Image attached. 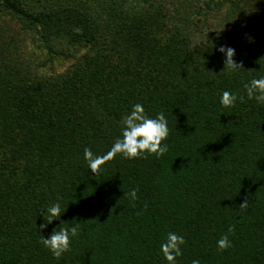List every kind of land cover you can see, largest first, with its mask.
Returning <instances> with one entry per match:
<instances>
[{
  "label": "trees",
  "instance_id": "trees-1",
  "mask_svg": "<svg viewBox=\"0 0 264 264\" xmlns=\"http://www.w3.org/2000/svg\"><path fill=\"white\" fill-rule=\"evenodd\" d=\"M175 1L0 0V264H167L169 231L178 264H264V105L243 88L264 75V0ZM221 10L235 32L207 18ZM221 45L242 68L224 69ZM223 90L245 98L222 107ZM134 103L166 116L167 153L92 173L83 149L106 153ZM75 220L54 258L40 234Z\"/></svg>",
  "mask_w": 264,
  "mask_h": 264
},
{
  "label": "clouds",
  "instance_id": "clouds-1",
  "mask_svg": "<svg viewBox=\"0 0 264 264\" xmlns=\"http://www.w3.org/2000/svg\"><path fill=\"white\" fill-rule=\"evenodd\" d=\"M224 57L225 68L238 70L242 67L234 61L235 49L230 46L221 45L217 49ZM259 71V70H258ZM244 93L249 100H254L258 105H264V75L252 77L243 85ZM244 95H238L235 91L223 90L219 95V103L222 107H233L238 101H243ZM122 125L120 135L117 136L111 147L103 155H95L91 149H83V157L88 165V170L98 174L100 166L113 157L120 156L127 159L155 155L160 158L168 151L166 142L169 129L168 121L163 112H157L154 117L149 116L145 107L141 103H134L125 115L120 119ZM138 188H131L126 195L130 201H136ZM248 205L247 202L241 203L240 208ZM65 212V211H64ZM61 204L59 199L50 203L46 208V216L41 213L44 223L39 227L45 228L54 220H60ZM65 221L55 226L51 233L45 237L40 234L39 242L46 248L51 255L59 259L71 248V239L76 237L80 231V223L76 221L66 226H61ZM233 231L230 225L227 233L222 234L216 241L217 251L223 252L232 246L229 234ZM185 244V237L176 232L169 231L160 243V252L167 264H178V259L182 255V245ZM191 264H201V261L192 259Z\"/></svg>",
  "mask_w": 264,
  "mask_h": 264
},
{
  "label": "rangeland",
  "instance_id": "rangeland-1",
  "mask_svg": "<svg viewBox=\"0 0 264 264\" xmlns=\"http://www.w3.org/2000/svg\"><path fill=\"white\" fill-rule=\"evenodd\" d=\"M175 1V0H173ZM175 3L177 5H179L178 7L180 8L179 11L181 10L182 13H181V18L184 20L185 18V15L187 16L188 19L191 20H195L197 18V16L194 14V13H189V11H186L187 9H185V6H183L184 2L183 1H180V2H176ZM225 9V8H223ZM222 11V10H221ZM220 13H217L216 15H214L213 13H211V15H209L207 18L212 22V24H215L216 27H225V28H229L228 27V21L226 19L223 18V15L225 14L223 11ZM203 23V21H202ZM201 29L200 31L202 32L201 35H198V36H195V38H200V37H203L204 35H206L208 33L207 31V26H206V22H204L203 24H201L199 26ZM231 31L232 32H235L234 28L231 26L230 27Z\"/></svg>",
  "mask_w": 264,
  "mask_h": 264
}]
</instances>
